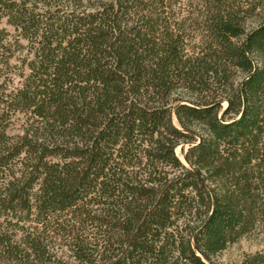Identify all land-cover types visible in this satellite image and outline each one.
Wrapping results in <instances>:
<instances>
[{
  "label": "trees",
  "instance_id": "16d2710c",
  "mask_svg": "<svg viewBox=\"0 0 264 264\" xmlns=\"http://www.w3.org/2000/svg\"><path fill=\"white\" fill-rule=\"evenodd\" d=\"M251 232L264 0H0V264H264L219 259Z\"/></svg>",
  "mask_w": 264,
  "mask_h": 264
},
{
  "label": "rangeland",
  "instance_id": "374dc122",
  "mask_svg": "<svg viewBox=\"0 0 264 264\" xmlns=\"http://www.w3.org/2000/svg\"><path fill=\"white\" fill-rule=\"evenodd\" d=\"M8 28L11 29V26L7 25ZM242 74L239 72L236 75V79L238 80L241 78ZM174 95L181 96L182 98L185 99H190V100H196L199 98L197 94L194 93H189L186 90H182L180 93H174ZM222 103V110L223 108L227 105V100L222 99L220 100ZM229 116V115H227ZM171 117L174 123L178 124L176 117L171 111ZM189 146V142L185 140H179L178 144L175 147V151L177 154L180 156L182 160L186 161L185 158V151ZM264 246V235L261 233L257 232H251L248 233L244 236H242L240 239L237 241L231 243L219 256V259L224 261V262H231L234 260H239L241 259L246 252H251L255 251L259 248H262Z\"/></svg>",
  "mask_w": 264,
  "mask_h": 264
}]
</instances>
